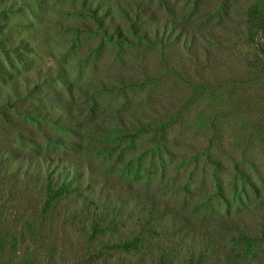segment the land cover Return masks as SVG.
<instances>
[{
	"label": "rangeland",
	"instance_id": "374dc122",
	"mask_svg": "<svg viewBox=\"0 0 264 264\" xmlns=\"http://www.w3.org/2000/svg\"><path fill=\"white\" fill-rule=\"evenodd\" d=\"M142 1L187 35L158 39L152 24L141 38L113 7L118 38L84 0H0V151L91 161L110 184L189 216L193 232L214 236L232 217L254 230L264 220V26L249 17L259 2ZM43 90L70 102L73 126L43 118L54 109ZM12 171L0 175V264H116L85 240L90 220L45 213L43 189Z\"/></svg>",
	"mask_w": 264,
	"mask_h": 264
},
{
	"label": "trees",
	"instance_id": "16d2710c",
	"mask_svg": "<svg viewBox=\"0 0 264 264\" xmlns=\"http://www.w3.org/2000/svg\"><path fill=\"white\" fill-rule=\"evenodd\" d=\"M258 2L249 17L252 24L263 27L264 0ZM84 6L100 25L111 20L109 28L118 38L123 32L114 20L113 7L128 21L130 31L141 38L149 39L152 24L158 39L187 35L185 30L176 35L173 26L168 29V24L142 0H114L112 5L84 0ZM39 97L53 101L54 109L44 110L43 118L61 128L76 123L72 105L60 92L43 90ZM18 155L0 151V175L13 170L12 178L25 179L32 187L43 189L45 213L63 209L73 219L90 220L85 240L89 246L96 245L94 253L98 257L112 254L116 264H264V220L252 230L233 217L219 218L216 225L220 230L214 236L208 231L193 232L189 216L154 195L136 192L131 184H110L91 161L71 158L57 162L60 158L52 156ZM11 156L14 164L9 162Z\"/></svg>",
	"mask_w": 264,
	"mask_h": 264
}]
</instances>
